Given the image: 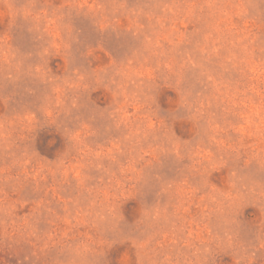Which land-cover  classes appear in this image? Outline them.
I'll use <instances>...</instances> for the list:
<instances>
[{"label": "rangeland", "instance_id": "1", "mask_svg": "<svg viewBox=\"0 0 264 264\" xmlns=\"http://www.w3.org/2000/svg\"><path fill=\"white\" fill-rule=\"evenodd\" d=\"M0 264H264V0H0Z\"/></svg>", "mask_w": 264, "mask_h": 264}]
</instances>
